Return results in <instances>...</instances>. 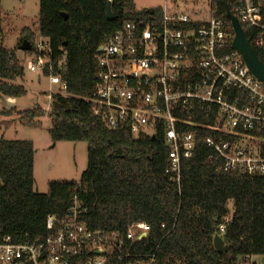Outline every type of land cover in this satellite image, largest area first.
I'll return each instance as SVG.
<instances>
[{"label": "built area", "instance_id": "obj_1", "mask_svg": "<svg viewBox=\"0 0 264 264\" xmlns=\"http://www.w3.org/2000/svg\"><path fill=\"white\" fill-rule=\"evenodd\" d=\"M222 2L243 32L250 31L251 47L264 45V0H162L149 10L133 4L137 16L122 21L94 54L93 114L109 129L158 137L166 149L164 174L178 189L198 130L217 171L264 175V83L232 48L234 32ZM24 63L56 88L46 95L50 111L52 95L66 93L65 52L55 59L48 38L38 35ZM83 213L73 199L62 216L47 215L41 236L15 240L0 231V264H190L146 249V222L107 231L91 228ZM231 221L229 211L215 235L222 238ZM174 224L160 225L166 228L161 239ZM255 257L239 264H262Z\"/></svg>", "mask_w": 264, "mask_h": 264}, {"label": "trees", "instance_id": "obj_2", "mask_svg": "<svg viewBox=\"0 0 264 264\" xmlns=\"http://www.w3.org/2000/svg\"><path fill=\"white\" fill-rule=\"evenodd\" d=\"M106 6L107 0H39L36 32L48 38L55 59L62 51L66 55V93L53 94L46 113L51 147L58 141H84L87 162L78 181L52 180L47 192L39 193L33 190L32 141L0 136V231L15 240L41 236L47 215L62 216L76 199L91 228L124 232L133 222L148 223L151 229L142 243L160 257L190 264H239L256 255L264 264V175L217 171L207 161L212 149L202 139L204 131L198 130L192 157L182 161L178 189L164 174L166 149L158 137L135 138L127 129H109L93 114L88 99L95 84L96 48L122 21L137 16L132 0H112L113 20L106 19ZM244 32L250 37L249 30ZM21 34L31 45L25 51L30 53L35 35L26 27ZM2 40L0 32V98L18 99L25 88L8 82L23 77L24 64ZM252 48L264 65V45ZM44 113L39 106L18 111L24 125ZM228 201L232 221L222 236L228 249L220 252L212 240L230 211Z\"/></svg>", "mask_w": 264, "mask_h": 264}, {"label": "rangeland", "instance_id": "obj_3", "mask_svg": "<svg viewBox=\"0 0 264 264\" xmlns=\"http://www.w3.org/2000/svg\"><path fill=\"white\" fill-rule=\"evenodd\" d=\"M137 8L154 9L161 5L162 0H132ZM38 10L39 0H0V32L3 36L2 46L14 50L20 64L25 65V59L29 55L18 49L21 44L23 28H29L38 39ZM8 82V81H7ZM22 85L26 94L18 99L11 97L0 98V110L8 111L5 115L0 113V136L5 139H27L34 142L35 168L33 172V190L46 193L48 183L52 180L78 181L81 172L86 167L87 144L84 141H62L51 147L52 141L48 133L50 126L46 117V107L49 100L46 95L49 90L56 88L48 84L47 78L30 72L24 67L22 78L8 83ZM39 106L44 110L45 116L32 122V125H24V119L20 118L18 111ZM77 145V148H75ZM48 146V147H47ZM227 206L232 211V203ZM261 262L260 256L255 257Z\"/></svg>", "mask_w": 264, "mask_h": 264}, {"label": "water", "instance_id": "obj_4", "mask_svg": "<svg viewBox=\"0 0 264 264\" xmlns=\"http://www.w3.org/2000/svg\"><path fill=\"white\" fill-rule=\"evenodd\" d=\"M222 5L225 9L226 16L229 18L231 22V26L234 32V36L232 39V48L236 50L240 55L242 60L244 61L248 70L261 82L264 83V65L258 60L254 49L251 47L249 43V39L246 37L245 33L241 29L239 23L235 19V17L230 13L226 4L222 2ZM114 14L110 8V5L106 6V19L113 20ZM18 49L22 51H29L31 49V45L29 41L23 39L21 44L18 46ZM212 244L215 250L217 251H225L228 249V246L224 244L221 237L215 235L212 240Z\"/></svg>", "mask_w": 264, "mask_h": 264}, {"label": "crops", "instance_id": "obj_5", "mask_svg": "<svg viewBox=\"0 0 264 264\" xmlns=\"http://www.w3.org/2000/svg\"><path fill=\"white\" fill-rule=\"evenodd\" d=\"M59 142V141H58ZM58 142H56L55 144H54V148H56V144L58 143ZM60 142H62V141H60ZM32 143H33V147H34V142L32 141ZM48 147V146H47ZM75 148H77V145H75ZM35 150H34V155H33V172H34V168H35V166H34V164H35Z\"/></svg>", "mask_w": 264, "mask_h": 264}]
</instances>
